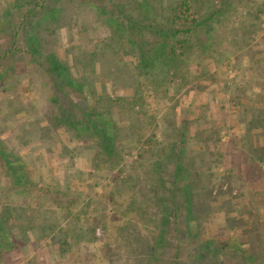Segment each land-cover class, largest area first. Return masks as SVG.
<instances>
[{"label":"trees","instance_id":"1","mask_svg":"<svg viewBox=\"0 0 264 264\" xmlns=\"http://www.w3.org/2000/svg\"><path fill=\"white\" fill-rule=\"evenodd\" d=\"M232 4L233 0H0V264L23 249L29 251L25 256L29 259L23 264L38 262L41 250L67 256L66 264L94 260L88 246L96 240L94 229L105 216L101 208L106 207L100 206L98 195L94 198L92 187L83 182V172L76 166L81 156L90 158L94 172L114 171L110 181L117 197L113 193L107 199L117 211L115 215L126 202L129 220L145 221L165 234L170 214L177 218L182 207L195 219L208 209L215 199L210 190L215 186L211 168L225 155L211 152V141L200 133H189L188 126L194 122L208 124L205 116L211 105L196 107L191 119L180 118L178 128L176 121L170 122L178 118L173 112L164 115L175 131L167 140L156 142L158 119L151 112L150 99L157 105L160 99L170 97L171 88L177 92L186 86L196 87L204 72L193 74L190 67L195 64L202 70L205 59L213 61L216 47L225 41L226 51L230 49L225 54L241 49L238 59L248 52L244 45L250 42L248 36L257 23L245 19ZM75 10L94 14V23L80 28V35L85 37L79 38L84 44L69 48L71 53L59 49L58 56L51 25L72 22ZM258 12L254 11L255 16ZM235 14L241 18L240 31L237 29L241 39L235 33ZM246 15H250L249 10ZM94 25L102 27L105 35H86L88 29L96 28ZM254 56L248 55L251 65L257 64ZM18 71L42 78L37 99L30 93L27 98L17 93L15 84L21 82ZM33 83L27 79L22 91L30 92ZM119 89L122 94L114 96ZM42 100L45 106L39 108ZM234 104L238 111L239 101ZM178 105L175 101L172 111ZM225 118L223 114L220 126L226 124ZM219 121L212 119L208 129L215 132L213 136L217 134V140L221 137L214 128ZM251 125L249 120L246 129ZM257 127L252 126L254 130ZM201 131L207 132L204 127ZM263 135L254 132V144L247 139V145L256 143L258 147L252 148L258 154L249 156L252 162H264ZM212 141L215 146V139ZM138 146L146 150L138 151L129 166L134 171L143 154L152 157L147 174L149 195L136 188L135 172L125 173V155L134 153ZM252 166L250 163L248 170H253ZM57 167L62 174L56 173ZM70 178L81 183L82 190H76ZM181 179L185 181L182 185ZM166 185L169 188L164 189ZM220 193L223 191L213 194ZM263 193L264 187L250 192L249 200L227 217L228 228L249 230L256 240L257 229L264 232ZM134 241L143 243L134 239L126 245L143 250L139 260L153 259L160 264L155 253L159 240L144 244ZM101 247L105 254L107 244ZM172 260L167 264H182ZM261 260L264 264V256Z\"/></svg>","mask_w":264,"mask_h":264},{"label":"rangeland","instance_id":"2","mask_svg":"<svg viewBox=\"0 0 264 264\" xmlns=\"http://www.w3.org/2000/svg\"><path fill=\"white\" fill-rule=\"evenodd\" d=\"M233 4L232 6L236 8V12H239L245 19L257 23L256 26L251 28V34L248 36L250 42L244 45L246 49L249 48L248 52L239 57V60L236 56L241 49L237 50L235 54H225L230 51V49L226 51L225 48L228 42L225 41L216 47L217 54H215L213 61L210 58L205 59L203 69L201 68L202 70H199L195 64H192L190 67L193 74L204 72V74H200L198 77L200 81L196 87L186 86L177 92L171 88L168 90L170 97L167 96V99L164 100L160 99L157 105L156 103L154 104L153 99H150L151 112H155L158 119V126L154 134L156 142L167 140L168 135L175 131L171 125L173 120L176 121L174 125L178 128L181 125L180 118L191 119L194 116L192 115V110H195L196 107H203L204 103L211 105L210 110H208L205 116V120L208 119L209 123L205 126L201 123H198L199 125L196 122L190 123L188 130L191 134L194 132L200 133V137L206 138L209 142L211 141L208 143L210 144L208 147L211 152L217 153L218 151L225 155V159L218 162H216L217 157L215 156L214 160L216 163L211 168L215 186L210 188V190L211 197L215 199L210 198L213 202L207 210L198 213L199 217L195 213L196 217H198L196 219L194 216H188L186 209L181 206L183 209H180L177 218L172 217L170 214L168 231L162 234L160 228L153 230L145 221L136 220L135 218L129 220L131 216L130 212L125 209L126 202L123 204L124 208L118 210L119 214L115 215L117 211L113 210L110 205L111 200L107 199L108 196L113 197L114 187L112 186L110 177L114 171L100 170V172H94L90 158L87 155L81 156L78 158L76 166L83 172V182L87 183L86 186L92 187L91 192H94V198L98 195V198L101 200L100 206L106 207L101 208L103 211L105 210V216L103 220L101 218L97 221L94 229L96 240L88 246L91 252L88 251L93 253L94 260H89L88 263L84 264H155L153 259L147 260L145 258L139 260V257L145 254L143 250L140 251V249L126 245V241L134 239L143 241V243L134 241L140 244L156 239L159 240V248L155 253L158 259H160V264L171 263L172 259H176L182 264H260L263 262L261 258L264 256V245H262L264 232H262L261 228L257 229L256 240H254L249 230L248 233L247 231L240 232L237 229L228 228L229 226L227 225V217H232L237 210L236 208L249 200L250 196L248 194L254 191H262L264 187V162H258V160L252 162L249 158V156L256 157L258 155L257 152H252V148L256 147V143L255 146H252L254 144L252 141L253 133L258 131L264 133V0H233ZM248 10L250 15H246ZM257 10H260V12H258V16H255L254 11ZM72 13L74 16L71 19L72 22L62 21L51 25L55 30L53 35L55 40L54 48L57 54L59 53L58 56H61L59 49L63 50L65 48L69 50V48L79 43L84 44L81 41L84 34L80 35V28L81 26L91 25V22L94 23V18H91L94 14L91 12L87 14L75 10ZM253 17L254 20H252ZM233 19H235L234 28L236 36L241 39L237 31L241 26V18L235 14L233 15ZM94 26L96 27L97 25ZM206 27L209 28L210 25ZM88 34L90 37L103 36L105 35V31L102 27H96L88 29L86 35ZM79 35L81 38H79ZM68 53H71V51L69 50ZM253 54H255L254 57L257 60L256 65H251L252 63L249 61L251 58H248V55ZM68 56L70 61V54ZM219 58L222 62H219ZM17 75L21 78V82L15 84L17 93H24L21 95L23 98H27V93H30L31 97L37 99L35 93H41L39 87H42L40 82L42 78L39 79L35 74L31 76L27 72L20 71H18ZM29 78L33 79L34 88L30 92H23L22 87L26 85ZM121 94L122 91L119 89L115 92L114 96L117 97ZM175 101H179V105L175 109L173 108L174 111H172L171 106H173ZM238 101L240 109L237 111L235 106L233 108V105L236 102L238 103ZM38 106L39 108L45 106L43 100L42 102L39 101ZM172 112L174 113L173 116L178 118H171V123H167V120L163 116L166 114L171 116ZM223 114H226V124L220 126L221 121L219 120ZM212 119L219 121L217 124L219 128H214V131H218L221 137L219 140L216 139L217 134L213 136L215 132L211 133L208 130ZM256 119L263 121L252 122ZM249 120L252 125L249 126V129H246L248 128L247 123ZM258 123L260 124L258 125ZM256 124L258 127L254 130L252 126ZM201 127H204V130H207V132L202 133ZM213 138L216 142L215 146L212 144ZM249 138L250 143H252L250 146L247 145L249 143L247 139ZM138 147L134 149V153L125 155L126 165H128L125 173L129 172V170L130 172L132 171L129 163L135 159V154L138 151H142L143 153L146 150L145 146L142 148L143 150L140 149L141 146ZM263 147H261V155H264ZM45 155L50 157L46 152ZM211 156L213 155H209V158L213 160ZM151 159L152 157L149 154H143L140 165L132 171L135 172L133 177L137 185L136 188L141 190L142 194L148 193L147 195H149L148 189L150 188L147 174L151 166ZM250 163H253V170H248ZM232 165H234L233 169L230 168ZM57 169L56 173L62 174L63 171L60 167H57ZM168 170L165 172H168ZM86 173H91L92 175L88 176ZM69 181L76 190H82L84 187H81V183L79 184L75 178H70ZM180 182L181 185L185 183L182 179ZM167 188L169 186L166 185L164 189ZM218 190L223 191V193L214 195L213 193H216ZM114 197H117L115 193ZM83 205L78 204V207ZM153 215H157V210L153 211ZM262 216L264 217V215ZM177 231H180V233L177 234ZM177 235L180 239H177ZM127 236L128 238L125 240ZM102 243L107 244L105 254L101 253ZM133 250L140 251V253L136 252V254ZM84 252L85 248L82 250V254ZM26 255H29L27 249L14 252L5 264L26 263L29 259L25 257ZM38 256V262L34 261L35 264H41L44 261L43 264H66L68 261L65 255L47 254L44 250L38 251Z\"/></svg>","mask_w":264,"mask_h":264}]
</instances>
